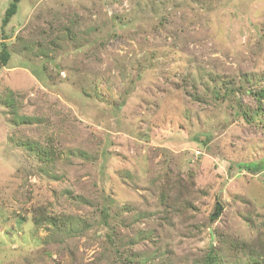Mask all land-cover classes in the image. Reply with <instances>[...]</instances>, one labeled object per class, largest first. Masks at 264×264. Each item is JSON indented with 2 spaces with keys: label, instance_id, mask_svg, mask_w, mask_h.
I'll return each mask as SVG.
<instances>
[{
  "label": "rangeland",
  "instance_id": "1",
  "mask_svg": "<svg viewBox=\"0 0 264 264\" xmlns=\"http://www.w3.org/2000/svg\"><path fill=\"white\" fill-rule=\"evenodd\" d=\"M11 2L0 264H199L212 246L249 262L264 244V167L246 169L264 162V0H21L3 26ZM166 178L195 183L194 207L165 206Z\"/></svg>",
  "mask_w": 264,
  "mask_h": 264
},
{
  "label": "trees",
  "instance_id": "2",
  "mask_svg": "<svg viewBox=\"0 0 264 264\" xmlns=\"http://www.w3.org/2000/svg\"><path fill=\"white\" fill-rule=\"evenodd\" d=\"M21 0H12L11 4L9 5L8 9L5 12V16L3 18V26H6L13 16L16 15L19 7V3ZM10 59V54L7 51V47L5 45H2V49L0 51V68L5 67ZM264 93V92H263ZM15 100L11 94L9 97L5 99V106L8 108H11V114L15 115ZM30 118H27V121H29ZM264 162L258 163L254 165L253 167L246 168L251 170L252 172H259L264 167ZM195 183H187L185 184L183 181L178 180H171V179H165L164 185L161 187V199L163 200L166 207H172L176 208L178 210L180 203L183 202L185 207H194L193 199ZM171 191L175 192V195L171 194ZM188 194V195H187ZM189 196V198H187ZM172 197L173 201L171 203L168 202V200ZM194 197V198H193ZM224 211L223 204L220 201H217L214 211L210 216L211 222H215L219 219L221 214ZM51 220V226L57 227L58 223L55 221L54 218H50ZM36 222L38 223L39 220L37 219ZM262 243V242H261ZM258 242L260 246H252L250 251V256L248 258L249 262L244 264H264V244H261ZM246 247V246H245ZM248 247V246H247ZM260 247V252L258 251L256 254L253 252V250L258 249ZM199 264H224V260L221 259L220 255L218 254L217 250L214 246H212L209 251L206 253V256L203 261H201Z\"/></svg>",
  "mask_w": 264,
  "mask_h": 264
}]
</instances>
